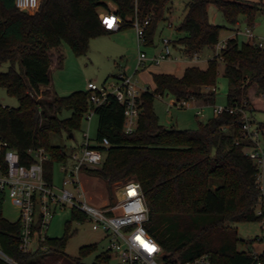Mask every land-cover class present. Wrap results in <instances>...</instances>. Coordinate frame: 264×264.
Returning a JSON list of instances; mask_svg holds the SVG:
<instances>
[{"label":"trees","instance_id":"1","mask_svg":"<svg viewBox=\"0 0 264 264\" xmlns=\"http://www.w3.org/2000/svg\"><path fill=\"white\" fill-rule=\"evenodd\" d=\"M108 1L115 3V13L124 19L119 29L133 26L136 18L141 23L149 19L145 43L154 44L171 0H40L33 12L21 10L15 0H0V65L10 63L7 72L0 70V88L19 101L17 107L1 108L0 135L23 160L28 149L46 148L50 158L44 163V175L48 180L54 177L55 164L69 158L65 146L54 144L52 137L63 133L73 137L91 102L88 90L48 97L52 92L41 87L50 84L56 53L59 65L63 64L60 47L64 41L81 56L89 52L93 38L111 32L100 18L101 8L110 9ZM211 2L232 30L243 16L254 25L258 11L264 10L262 0H190L173 42L180 54L214 48L220 41L223 26L211 22ZM221 65L228 80L226 106L233 112L215 113L199 121L197 128H167L161 123L154 108L157 95L213 104ZM153 80L155 88L141 93L138 124L131 133L124 128V106L113 95L97 107L96 141L108 138L109 145L97 146L103 152L102 165L84 171L104 178L110 187L130 179L141 183L150 211L149 231L163 248L164 264H184L205 254L213 264H251L250 251L239 248L247 241L240 237L236 224L261 218L256 213L262 196L260 168L249 155L255 142L244 134L243 111L251 116L258 108L264 110V47L240 43L232 36L206 68L188 66L182 76L153 73ZM203 87L210 89L203 91ZM64 111L71 113L64 117ZM260 127L264 129L263 124ZM3 201L0 197L3 250L19 264H58L71 235V221L62 237L47 236L41 241L44 248L24 253L19 248L20 221L5 218ZM72 218L84 221L88 217L72 209ZM97 249V244L86 245L80 254ZM111 257L101 251L93 263H83L78 257L74 264H109ZM0 264L9 263L0 259Z\"/></svg>","mask_w":264,"mask_h":264},{"label":"built area","instance_id":"2","mask_svg":"<svg viewBox=\"0 0 264 264\" xmlns=\"http://www.w3.org/2000/svg\"><path fill=\"white\" fill-rule=\"evenodd\" d=\"M40 0H15L21 10L33 12L39 6ZM101 22L109 30H117L124 23V19L113 11L100 14ZM149 19L141 23L138 18L133 22L137 29L140 45L145 43L146 26ZM169 25H172L169 23ZM245 34L249 42L263 46L262 40H257L251 27L246 30L236 28L235 35ZM227 40L217 43L215 55H219L226 47ZM200 51L193 53L174 54L173 40L164 38L162 47L156 53L148 55L140 50L138 55L139 68L151 64L160 65L170 59L199 60ZM116 82L97 84L89 81L87 90L90 92L89 100L91 108L85 113L84 119L90 122L96 114V109L106 103L110 95H113L124 106V128L126 132H133L138 124L140 115L141 93L150 89L148 85L140 87L135 78L124 71L118 74ZM190 100L177 101L180 106L189 105ZM174 102V105H178ZM172 104V103H171ZM0 103V110L5 107ZM234 109L226 105L215 107V113L219 114ZM198 113H202L201 110ZM245 135L253 139L255 146L249 151V155L255 160L259 168L264 166V147L261 145V136L264 129L255 126L252 118L243 111ZM85 140L79 150L69 153L67 161L59 163L62 172L61 184L55 179L48 180L44 175V163L50 158L49 152L44 147L30 148L22 159L17 150L12 148L9 142L0 135V197L8 196L16 198L20 202L19 221L21 225L19 235V248L24 253H30L38 248H44L41 241L48 235V229L52 218L58 209L71 207L87 215L92 220L93 228L103 230L106 233L104 251L111 255L116 254L120 264H164L163 248L157 238L149 231L150 211L147 205L142 185L139 181L130 179L122 183L117 194V199L103 206L89 201L81 185L80 176L85 173L84 168H98L103 162V152L98 145L108 146V138L101 143L92 140L89 132H84ZM27 159V160H26ZM30 161V162H28ZM263 174L258 180L262 196L257 206L256 213L261 218L260 232L252 240L253 243L263 245V249L250 251L254 260L251 264H264V186ZM0 259L9 264H19L16 259L7 254L0 246ZM161 259L162 262H159ZM184 264H213L210 257L205 254Z\"/></svg>","mask_w":264,"mask_h":264},{"label":"rangeland","instance_id":"3","mask_svg":"<svg viewBox=\"0 0 264 264\" xmlns=\"http://www.w3.org/2000/svg\"><path fill=\"white\" fill-rule=\"evenodd\" d=\"M190 0H171L169 3L170 10L166 13V18L158 24L154 36V44L143 43L140 45L137 29L135 26H127L119 32H112L95 37L91 40L89 52L86 55L77 56L68 43H62L60 50L64 55L62 65L53 64L50 68L52 79L51 95H68L77 90H87L89 81H94L97 84H111L116 82L118 74L121 71H126L127 74L133 76L140 87L149 85L142 77L141 71L148 66L139 68L138 55L140 50L145 51L148 55H152L156 51V45L162 47L164 38L176 39V28L183 20L187 6ZM250 2H260L261 0H247ZM264 3V0H262ZM109 7L115 10V3L108 1ZM101 11H107L101 8ZM209 18L211 22L223 26L220 35V43L235 35V30L229 28V24L223 13L216 7L214 2L209 5ZM172 25H169V22ZM238 25V24H237ZM236 28L246 30L251 27L253 33L257 36V40L264 42V10L258 11L255 17L254 25H249L245 17H241V21ZM239 42H248L249 37L245 34H239ZM174 47V54H177ZM217 45L214 48L206 47L201 50L200 63H207L209 59L215 56ZM162 64V63H161ZM155 65V64H154ZM10 68V63L4 62L0 65L2 72H7ZM19 69V66H18ZM223 65L217 77L216 98L214 103H205L200 100H193L189 105L180 106L177 100L171 94L164 96L157 95L154 101V108L157 112L162 124L167 128H197L199 121L207 120L215 114V107L227 104L228 80L224 76ZM150 81V79H148ZM150 89H153L149 86ZM45 89H43L44 91ZM45 97L43 96V99ZM177 102L178 105L173 103ZM0 103L9 107H17L19 101L16 97L10 96L5 87L0 88ZM172 103V104H171ZM201 110L202 113H198ZM70 111H64V117L70 115ZM250 116V115H249ZM252 120L255 126H264V110H256L252 113ZM250 116V117H251ZM98 115L94 114L92 120L88 122L86 119L82 121L80 130L74 132L71 137L66 133L62 135H54L52 142L65 146L66 150L71 153L74 150H79L81 144L85 140L84 132H89L92 140L96 139L98 130ZM264 128V127H263ZM261 145L264 147V133L262 134ZM261 174L264 176V166L260 168ZM54 179L57 184H61L62 172L59 168V163L55 164ZM262 184L264 186V179ZM81 185L88 199L93 204L103 206L108 203H113L117 199L118 191L124 181H117L108 185L107 180L99 176H92L88 173H83L80 176ZM20 212V202L16 198L6 197L3 201V213L5 218L10 221H17ZM71 221L70 237L66 246L65 254L57 260L58 264H74L75 258L80 257L83 263H93L96 261V256L105 249L106 233L103 230L93 228V223L90 218L84 221L73 220L72 208L66 207L58 209L51 220L47 235L49 237H62L66 232V223ZM240 237L247 241L239 246L242 250L252 251L253 249H263V245L248 242L253 240L260 230L259 221L239 222L236 224ZM97 244V251L82 256L80 249L83 246ZM159 262H162L159 259ZM109 264H120V260L116 254H112Z\"/></svg>","mask_w":264,"mask_h":264},{"label":"crops","instance_id":"4","mask_svg":"<svg viewBox=\"0 0 264 264\" xmlns=\"http://www.w3.org/2000/svg\"><path fill=\"white\" fill-rule=\"evenodd\" d=\"M108 11L115 12V10H112L111 8ZM103 13H107V11H101V14H103ZM168 23H170V21ZM238 25H239V23H238ZM120 30H122V29L111 30L110 33L119 32ZM176 38H178V34L176 35ZM156 48L157 49H156L155 52H153V54L156 53L157 51H159V49H160V47H158V45H156ZM200 53H201V51H200ZM177 54H179V52H177ZM53 64L59 65V63H58V54L57 53L55 54V56L53 58L52 65ZM207 65H208V62L203 64V63H200L199 60H185V59H176L175 60V59H170V60H166V61L162 62V64H160V65L151 64V65L148 66L147 69H145V70H143V71H141L139 73H141V75L145 79V81L147 83H149L148 86H151L154 89L155 88V84H154V80H153V73H170V74H175L177 76H182L184 74L185 69L188 66H199L201 68H206ZM124 72H126V71H124ZM148 79H150V81ZM41 88H42V90L43 89H45V90L49 89L51 91V88H52L51 75H50V84L48 86H42ZM209 89H210V87H203L202 90L203 91H208ZM200 101L202 102V100H200ZM257 107H259V106L257 105ZM258 110H260V108H258ZM251 118H252V116H251ZM263 179H264V176H263ZM259 232H260V230H259Z\"/></svg>","mask_w":264,"mask_h":264},{"label":"water","instance_id":"5","mask_svg":"<svg viewBox=\"0 0 264 264\" xmlns=\"http://www.w3.org/2000/svg\"><path fill=\"white\" fill-rule=\"evenodd\" d=\"M73 136V135H72Z\"/></svg>","mask_w":264,"mask_h":264}]
</instances>
